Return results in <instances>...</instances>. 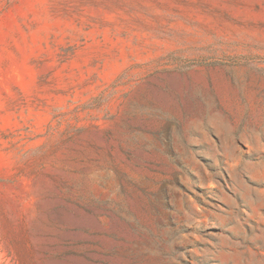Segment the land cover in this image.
Returning a JSON list of instances; mask_svg holds the SVG:
<instances>
[{
    "label": "rangeland",
    "instance_id": "1",
    "mask_svg": "<svg viewBox=\"0 0 264 264\" xmlns=\"http://www.w3.org/2000/svg\"><path fill=\"white\" fill-rule=\"evenodd\" d=\"M0 264H264V0H0Z\"/></svg>",
    "mask_w": 264,
    "mask_h": 264
}]
</instances>
